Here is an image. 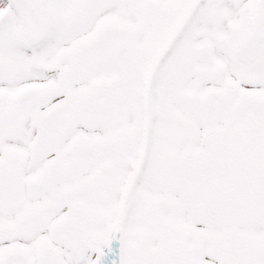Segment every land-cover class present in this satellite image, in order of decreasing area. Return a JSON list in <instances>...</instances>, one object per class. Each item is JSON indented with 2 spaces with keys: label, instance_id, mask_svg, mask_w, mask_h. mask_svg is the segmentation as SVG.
Here are the masks:
<instances>
[{
  "label": "snow or ice",
  "instance_id": "1",
  "mask_svg": "<svg viewBox=\"0 0 264 264\" xmlns=\"http://www.w3.org/2000/svg\"><path fill=\"white\" fill-rule=\"evenodd\" d=\"M0 264H264V0H0Z\"/></svg>",
  "mask_w": 264,
  "mask_h": 264
}]
</instances>
